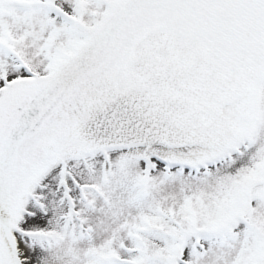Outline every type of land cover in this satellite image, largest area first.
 I'll return each mask as SVG.
<instances>
[{
	"label": "snow or ice",
	"instance_id": "6c2138e0",
	"mask_svg": "<svg viewBox=\"0 0 264 264\" xmlns=\"http://www.w3.org/2000/svg\"><path fill=\"white\" fill-rule=\"evenodd\" d=\"M0 264H264V0H0Z\"/></svg>",
	"mask_w": 264,
	"mask_h": 264
}]
</instances>
